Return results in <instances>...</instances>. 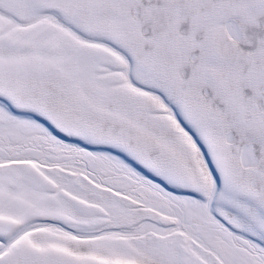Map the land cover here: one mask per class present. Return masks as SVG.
<instances>
[{"label":"snow or ice","instance_id":"1","mask_svg":"<svg viewBox=\"0 0 264 264\" xmlns=\"http://www.w3.org/2000/svg\"><path fill=\"white\" fill-rule=\"evenodd\" d=\"M0 264H264V0H0Z\"/></svg>","mask_w":264,"mask_h":264}]
</instances>
